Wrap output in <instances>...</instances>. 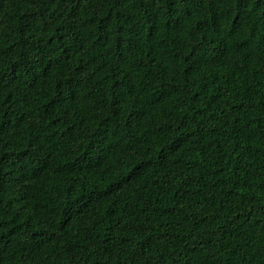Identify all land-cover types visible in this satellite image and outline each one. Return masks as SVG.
Masks as SVG:
<instances>
[{"label":"trees","instance_id":"obj_1","mask_svg":"<svg viewBox=\"0 0 264 264\" xmlns=\"http://www.w3.org/2000/svg\"><path fill=\"white\" fill-rule=\"evenodd\" d=\"M0 264H264V0H0Z\"/></svg>","mask_w":264,"mask_h":264}]
</instances>
